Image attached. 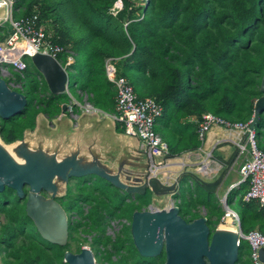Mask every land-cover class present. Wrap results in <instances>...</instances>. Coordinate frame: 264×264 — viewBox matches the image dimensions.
Here are the masks:
<instances>
[{"label": "trees", "instance_id": "16d2710c", "mask_svg": "<svg viewBox=\"0 0 264 264\" xmlns=\"http://www.w3.org/2000/svg\"><path fill=\"white\" fill-rule=\"evenodd\" d=\"M116 1L16 0L15 17L37 12L53 41L67 49L59 56L62 64L70 52L74 59L85 52L83 66L78 64L74 70L70 66L75 89L69 93H85L89 103L108 113H114L115 88L105 73V60L112 58L116 74L129 80L139 98L152 96L162 106L155 130L167 145V157L201 146L197 125L182 123L190 116L200 119L203 113L210 112L243 123L253 118L264 74V0H120L122 7L113 13ZM7 32V26L0 27V41ZM27 62L21 90L27 104L14 116L0 117V138L4 143L22 140L25 131L36 127L39 113L53 119L61 113L62 105L71 101L65 92L49 93L44 80L36 75L37 70ZM77 110L72 104L73 113ZM254 127L257 144L264 151V109ZM117 130L124 131V126H117ZM187 176L195 188L174 196L180 214L192 221L201 216L198 208L203 206L213 232L224 210L215 194L197 185V177L190 173ZM93 180L96 181L78 182L74 190L67 188L58 197L66 212L76 206L67 213L65 246L40 236L25 212V198H19L8 187L1 191L0 264H67L63 261L65 251L73 242L75 252H79L80 241L88 240L83 233H93L91 241L101 245L97 252L106 257L103 262L163 264L164 252L152 260H143L145 257L136 251L142 260L134 259V254L124 247L127 240L123 238V228L113 239L105 231L109 219H126V211L131 215L148 205H139L136 196L132 199L107 184L115 195L117 190L125 196L112 204V197ZM95 185L96 189H92ZM148 193L140 196L149 197ZM245 193L243 184L229 191L226 202L238 214L244 233L258 227L264 234V208L254 200L244 201ZM131 246L134 247L132 243ZM236 264H252L250 247L244 239L240 241Z\"/></svg>", "mask_w": 264, "mask_h": 264}, {"label": "water", "instance_id": "95a60500", "mask_svg": "<svg viewBox=\"0 0 264 264\" xmlns=\"http://www.w3.org/2000/svg\"><path fill=\"white\" fill-rule=\"evenodd\" d=\"M29 59L39 76H42L49 93L56 95L69 91L70 69L41 52ZM260 92L262 95L254 103L252 127L264 109V74ZM26 104L25 94L12 89L0 76V117L6 119L14 116ZM65 107L66 104L62 105V110ZM22 141L5 143L21 142L16 147L17 155L23 159L21 162L15 161L0 145V192L8 187L19 198H25L27 216L40 236L53 244L65 246L68 243L69 216L58 200L59 181L66 190L72 180L93 175L132 199L146 192L156 197L174 196L182 192L180 187L184 183L183 178L167 183L158 175L148 176L145 172H127L123 176L96 162L81 163L74 154L58 158L54 153L32 149ZM208 174L211 172L201 173L195 182L203 191L214 193L222 178L207 182L211 178ZM224 206L232 211L226 201ZM219 224L211 232L204 215L187 221L180 214L179 206L172 202L162 208L150 204L147 208L133 211L129 226L132 244L141 257L154 258L164 252L163 264H236L240 238L235 230L220 229ZM238 228L243 232L240 224ZM258 257L264 261V247L258 250ZM63 261L67 264H109L97 262L92 248L87 246L81 247L79 252L66 250Z\"/></svg>", "mask_w": 264, "mask_h": 264}, {"label": "built area", "instance_id": "2783aa9c", "mask_svg": "<svg viewBox=\"0 0 264 264\" xmlns=\"http://www.w3.org/2000/svg\"><path fill=\"white\" fill-rule=\"evenodd\" d=\"M16 12V0H0V27L7 26L8 29L5 38L0 41V76L12 89L21 91L28 58L41 52L54 57L61 63L59 56L67 49L53 41L51 32L48 31L46 24L39 20L37 12L29 16L15 17ZM73 62L74 57L70 52L64 64L61 63V65L70 69ZM105 68L107 77L115 88L113 118L124 126L125 134L141 140L143 153L148 162L145 173L148 176L158 175L163 181L171 183L166 176L159 172L162 167L166 168L171 162L169 159L157 161L158 157H164L168 152L167 145L155 130L156 121L162 113V106L152 96L139 98L129 80L116 74L115 61L112 58L105 60ZM86 97L85 94V102L81 107L86 112H96L97 109L87 101ZM75 103L77 102L71 100L66 105L69 113H73L72 104ZM251 120L246 123L231 122L213 113L205 112L196 121L197 134L198 138L203 141L211 128L217 125L234 132L233 143L237 148L238 155L242 157L238 168V183L245 182L247 184L243 200L246 202L254 200L264 208V151L257 144L256 130L250 125ZM214 163H216L215 160ZM209 170L211 169L200 163L194 165V171L200 174L211 172ZM222 202L224 204V199ZM226 211L222 219L230 217L233 213L227 209ZM230 218L232 219V217ZM112 222L120 226L115 231L116 234L124 225H129V221L126 219H114ZM232 223H235L234 219H232ZM238 224H240L239 221L235 224V231L240 241L244 239L248 243L252 264H264V261L258 257V250L260 247H264V234L258 228H252L247 233L241 232ZM115 236L112 237L115 238ZM86 246L90 247L89 244L82 247Z\"/></svg>", "mask_w": 264, "mask_h": 264}, {"label": "crops", "instance_id": "0c3cea01", "mask_svg": "<svg viewBox=\"0 0 264 264\" xmlns=\"http://www.w3.org/2000/svg\"><path fill=\"white\" fill-rule=\"evenodd\" d=\"M70 98L77 102L75 105L78 110L74 112L77 116L76 126L72 127L70 124L67 115L69 111L67 112L66 107L57 118L55 117V119L60 118L61 121L66 120V128H60L58 130H56L55 124L57 123L54 118L48 119L45 114L39 113L36 118V127L31 130V134L35 136L36 142H38L39 138H44L43 131L50 135L60 132L62 138L56 141V144H49L48 140L45 143L43 141L40 144H36L34 149H41L45 152L55 151L57 153L54 154L58 158L74 154L79 158L81 163L91 164V162H96L107 170L113 173H119L120 175L123 174V176L127 172H145L144 169L148 162L143 153L142 142L137 137L129 136L124 131L117 130V126L121 129L123 126L113 118L115 109L114 113H108L94 106L97 109L96 112L84 111L81 105L85 102V93L79 90L76 91V95L70 94ZM100 113H103V116ZM185 121L197 125V117L195 116L188 117L182 123ZM70 127L72 131H69ZM234 137V132L228 131L218 125L213 126L206 138L201 141L202 144L198 149L185 151L175 157H167L166 155L164 157H158L157 161L169 159L171 162L166 168L162 167L159 172L166 176L170 182L178 178H183L184 183L188 181L190 184L195 185L192 178L188 177L187 174L190 173L194 177H200L201 174L194 171V165L200 163L206 168L211 169L209 170L211 174H208L211 178L207 182L215 181L219 177L222 178L215 192L225 186V188H229L226 192L228 194L230 190L238 189L243 184H245V188L247 189L245 182L238 183V164L239 160L242 161V157L238 155L237 148L233 143ZM67 138L72 142L64 144ZM30 147H32L31 144ZM214 160L216 163H214ZM234 172H236V175ZM167 199L169 203L165 206H168L171 202H177L173 195H166L164 197L154 196L156 203L157 201L161 202ZM151 203L157 206L156 203Z\"/></svg>", "mask_w": 264, "mask_h": 264}, {"label": "rangeland", "instance_id": "374dc122", "mask_svg": "<svg viewBox=\"0 0 264 264\" xmlns=\"http://www.w3.org/2000/svg\"><path fill=\"white\" fill-rule=\"evenodd\" d=\"M122 7V4H121V1L120 0H117L115 3H114V6H113V8H112V10L114 11L113 13H115V10L116 9H120ZM85 52L83 51V52H80L79 54H77L76 56H75V59H74V64L72 65V69L74 70L77 66H78V64H80L81 66H83L84 65V60H85V54H84ZM28 61H30V59L28 58ZM36 75H39L38 73L36 74ZM69 76H70V81H69V86H70V88H69V91L70 92H72V93H74V80H73V78H72V72H70L69 73ZM39 78H41V80H43V78H42V76H38ZM30 84V82H28L27 83V85H29ZM19 91V90H18ZM69 91L67 92V94H70L69 93ZM69 110V109H68ZM68 110H67V112H68ZM67 115H68V119H69V121H70V124L72 125V127H75L76 126V118H77V116L75 115V114H73V113H67ZM100 115H102L103 116V113H100ZM110 116V115H109ZM57 118V117H56ZM54 120H55V122L57 123V124H55V126H56V130H58V129H60V128H66L65 127V121H61L60 120V118L59 119H55L54 118ZM44 130V129H43ZM69 131H72V128L70 127V130ZM257 131V130H256ZM44 135H43V137L44 138H42V139H40L39 138V140H38V142H36V139H35V136H33L32 134H31V130H27V131H25V135H24V138L22 139L23 141V144H26L27 146H29L30 147V144H31V148H33L34 149V146H36V144H40V143H42L43 141H44V143L46 142V140H48L49 141V144H56V141H58V140H60L61 138H62V136H61V134H60V132H58V133H55V134H48V133H46V132H42ZM72 141L70 140V139H66L65 140V142H64V144H68V143H71ZM20 144H21V142L20 143H18L17 142V144H16V147L17 146H20ZM47 153H57V152H48V151H46ZM56 155V154H55ZM240 162H241V160H239V164H238V166L240 165ZM147 168H148V163H147V166H146V168L144 169V170H147ZM238 168V167H237ZM234 174L236 175V172H234ZM92 179H96V181H94L93 180V182H96V183H98V184H100V185H98L101 189H103V191L106 193V194H108L109 196H111L112 198L110 199L111 200V202H112V204L114 203V202H116V203H118V202H120L122 199H123V197L125 198V196L124 195H122V194H120L117 190H115V192H116V195L114 194V192H112L111 191V189H109L110 188V186H108L109 184L105 181V180H103V179H101V178H97V177H95V176H85V177H82V178H78V179H76V180H72L71 181V184L67 187V188H71L70 190H74L75 189V187H76V184L78 183V182H81V181H87V182H89V181H91ZM108 184V185H107ZM235 185V184H234ZM233 185V186H234ZM96 186L97 185H95V186H92L91 188L92 189H96ZM232 187V186H231ZM195 188V185H190V182H188V181H186L185 183H182L181 184V187H180V191H182L183 193L182 194H186V193H188L189 191H190V189H194ZM229 189V188H228ZM228 189H227V187L225 188V186L222 188V189H220L219 191L217 190L216 192H215V197L217 198V200L219 201V204H220V206H222V208H223V210H224V215H225V211H226V209H225V207H224V204H223V202H222V198L223 197H226V192L228 191ZM114 191V190H113ZM64 193H65V189H64V186H63V184L59 181V190H58V193H57V196L58 197H60V196H63L64 195ZM119 193V194H118ZM149 194V197L147 196H145V197H143V196H140V197H138V196H136L137 197V199H138V202H139V205H141V204H146V205H149L151 202H153V203H156V201H154V195H152L150 192L148 193ZM164 197V196H163ZM129 198V197H128ZM127 198V199H128ZM67 203H69V201H67ZM147 203H149V204H147ZM167 203H169V201H168V199L167 200H162L161 202H158L157 201V208H162V207H164ZM152 204V203H151ZM153 205V204H152ZM64 206L66 207V204H65V202H64ZM67 208V207H66ZM76 209V206L75 207H73V209H70V210H68L67 211V213L68 214H70L71 212H73V210H75ZM198 211H199V213L202 215V214H205V209L203 208V206H200L199 208H198ZM227 212V211H226ZM133 213V212H132ZM132 213H131V215H130V213H129V211H126L125 213H124V216H126L125 218L129 221V220H131V216H132ZM232 214L233 213H231V216L230 217H232V219H234L235 220V218H233V216H232ZM224 215H223V217H224ZM234 215V214H233ZM222 217V218H223ZM230 217H225V219H229V221H228V223L232 226V227H234V229H235V227H236V225H235V223H232V219L230 218ZM115 219H118V218H115ZM225 219L222 221L221 220V223H227V222H225ZM112 220H114V219H111V220H108V222H107V226H105V231H106V234H108L112 239H113V237L112 236H115V234H116V232L115 231H117L118 230V228L120 227L119 225H117L115 222H112ZM112 223H113V226H111L112 225ZM122 232H123V238L125 239V240H127L126 241V245L124 244V247H125V249L128 251V252H130L131 254L133 253L134 254V259H136L137 258V260H142V259H140V257H138V256H136V249H135V251H134V249L133 248H135V247H133L132 248V246H131V243H132V239H131V233H130V227L128 226V225H125L124 227H123V229H122ZM120 233V232H119ZM93 234V233H92ZM92 234H87V233H83L82 234V236H84V237H87V239L88 240H85V241H80V246L82 247L83 245H85V244H89V246L92 248V250H93V252L95 253V256H96V261L97 262H103V258L105 257V256H103V255H99L98 254V252H97V248L99 247V244L95 241V240H93L91 243H89L88 241L89 240H91V237H92ZM118 234V233H117ZM116 234V235H117ZM112 235V236H111ZM75 248H76V244L75 243H73L72 242V244H71V248H70V250L71 251H73V252H75ZM0 257H1V254H0ZM106 258V257H105ZM152 259H154V258H143V260H152ZM111 263H113V264H116V263H114V262H111Z\"/></svg>", "mask_w": 264, "mask_h": 264}, {"label": "bare ground", "instance_id": "6f19581e", "mask_svg": "<svg viewBox=\"0 0 264 264\" xmlns=\"http://www.w3.org/2000/svg\"><path fill=\"white\" fill-rule=\"evenodd\" d=\"M16 144H5L1 138H0V145L3 146V148L7 151V153L17 162H21L23 161V159H21L16 152ZM232 216L234 217V215L232 214ZM229 219H225V222L227 223H220L219 224V228L220 229H229V230H235L234 227H232L229 223H228Z\"/></svg>", "mask_w": 264, "mask_h": 264}, {"label": "clouds", "instance_id": "9594fccd", "mask_svg": "<svg viewBox=\"0 0 264 264\" xmlns=\"http://www.w3.org/2000/svg\"><path fill=\"white\" fill-rule=\"evenodd\" d=\"M73 64H74V62H73ZM73 64H72V65H73ZM66 105H67V104H66ZM190 185L192 186V184H190ZM174 196H175V195H174ZM226 196H227V194H226ZM174 198H175V197H174ZM223 199H224V202H225V201H226V197H223L221 200H223ZM171 203H172V202H171ZM173 203L176 204L175 202H173ZM150 204H151V203H150ZM150 204H149V205H150ZM149 205H148V206H149ZM169 205H170V204H169ZM148 206H147V207H148ZM153 206H154V205H153ZM228 206H229V205H228ZM147 207H146V208H147ZM155 207H156V206H155ZM224 207H225V206H224ZM229 208H230V207H229ZM143 209H144V208H143ZM230 209H231V208H230ZM231 210H232V212L234 213V217H233V218H235L234 222H235V224H237L238 221H239V216H238V214H237L233 209H231ZM202 215L205 216V214H202ZM113 219H115V218H113ZM109 220H111V219H109ZM221 220L223 221L224 219L221 218ZM221 220H220V223H221ZM239 223H240V221H239ZM129 225H130V220H129ZM129 225H128V226H129ZM129 227H130V226H129ZM122 228H123V227H122ZM91 240H92V239H91ZM91 240H89L88 242L91 243V242H92ZM87 244H88V243H87ZM100 247H101V245H99L98 248H100Z\"/></svg>", "mask_w": 264, "mask_h": 264}, {"label": "flooded vegetation", "instance_id": "af4514ba", "mask_svg": "<svg viewBox=\"0 0 264 264\" xmlns=\"http://www.w3.org/2000/svg\"><path fill=\"white\" fill-rule=\"evenodd\" d=\"M115 259V258H114ZM102 263H109V262H102ZM109 264H111V263H109Z\"/></svg>", "mask_w": 264, "mask_h": 264}]
</instances>
